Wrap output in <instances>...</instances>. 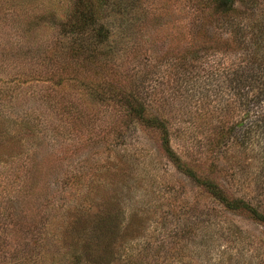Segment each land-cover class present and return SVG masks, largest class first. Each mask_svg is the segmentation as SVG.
I'll return each instance as SVG.
<instances>
[{
    "label": "rangeland",
    "instance_id": "1",
    "mask_svg": "<svg viewBox=\"0 0 264 264\" xmlns=\"http://www.w3.org/2000/svg\"><path fill=\"white\" fill-rule=\"evenodd\" d=\"M215 1L109 0L79 41L73 0H0V264H264V0Z\"/></svg>",
    "mask_w": 264,
    "mask_h": 264
},
{
    "label": "trees",
    "instance_id": "2",
    "mask_svg": "<svg viewBox=\"0 0 264 264\" xmlns=\"http://www.w3.org/2000/svg\"><path fill=\"white\" fill-rule=\"evenodd\" d=\"M235 0H216L215 3L218 5V7L225 8H231V6L234 5ZM109 3V0H88L85 2V0H73V9L70 12V27L73 31L77 32V34H80L81 37L79 41H82L83 36L88 34L90 32V29L95 28L97 25H99V22L97 21L96 14H99L101 11L104 12L106 4ZM102 26H99V28H95L97 31V35L100 33H103ZM108 31V30H107ZM83 35V36H82ZM128 106H130L131 109H134L130 111V113H133L138 118L143 117V111H141L138 107L132 105L129 101L127 102ZM151 121V122H150ZM150 124H154L156 129L160 131V133H163V143L164 147L166 148V154L169 156V158H172L174 162L179 163L180 158L172 151L170 150L169 141L167 137V130L163 127V120H161L158 117H154L153 119L149 120ZM259 130L264 134V124L259 127ZM260 137V135L258 134ZM188 171V169H187ZM241 204V202H238ZM240 204H237L239 208L241 207ZM244 206V204L242 205ZM247 210H252L250 207H244ZM248 212V211H247ZM254 219L257 218L260 221L264 222V215L260 214V212L254 211ZM251 214V213H250ZM252 216V215H251ZM252 216V217H253ZM256 220V219H255ZM100 228L105 231V235L108 234V231H110L109 226H104L103 223L101 224ZM106 237L104 238V242H102V245L96 249V251H91V248L93 246L92 242H84L82 240L76 241L73 245H70V250L72 254H75V257L79 264H91V260H95V264H112L113 260L110 257L112 254H110V247L106 251H104ZM89 254V257H88ZM111 258V259H110Z\"/></svg>",
    "mask_w": 264,
    "mask_h": 264
}]
</instances>
